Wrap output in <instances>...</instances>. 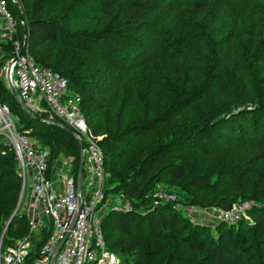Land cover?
I'll list each match as a JSON object with an SVG mask.
<instances>
[{"label":"trees","instance_id":"obj_1","mask_svg":"<svg viewBox=\"0 0 264 264\" xmlns=\"http://www.w3.org/2000/svg\"><path fill=\"white\" fill-rule=\"evenodd\" d=\"M59 1H24L28 48L39 64L64 76L68 89L81 97L86 122L104 152L106 197L122 194L130 204L126 210H109L104 214L102 228L108 247L125 256L123 264H264V172H257L258 163L264 160V150L227 159L213 142L215 136V140H223L220 132L225 130L231 141L239 139L247 141V148L264 149V0H134L122 14L118 12L119 0H79L100 5V11L109 20L101 29H66L58 20L41 16L46 4ZM224 28L227 34L221 33ZM146 32L147 41L151 39L149 43L153 45L151 50H145L150 45L138 36ZM168 38L172 49H160L159 45H165ZM230 38L243 42L239 45V57L227 60V51L233 47ZM46 43L52 46L41 49ZM54 46L62 47L61 51L52 50ZM210 47L211 55L200 60L197 54ZM4 48L0 70L11 56L9 48ZM78 50L94 53L95 61L104 63V72L96 62L85 64L84 70L85 66L77 62ZM143 53L153 62L147 66L150 77L141 79L138 87L159 90L162 95L146 106L141 115L126 121L117 114V90L108 88L107 103L96 98L105 93V73L132 70ZM185 57L191 58L194 69H185ZM160 61L166 63L163 70L157 64ZM193 70L199 73L197 79L187 75ZM0 101L9 106L19 130L39 139L49 149L50 162L60 156L70 157L77 174L79 145L73 135L62 126L31 118L14 99L1 75ZM195 103L203 106L193 112L192 123L169 119L173 114L188 111ZM114 114L117 116L113 119ZM39 116L64 124L49 112ZM161 123H166L162 131L158 130ZM129 135L134 139L150 135L155 138L128 150L130 143L119 153L122 139L127 141ZM3 141L0 134V228L8 219L10 225L18 226L16 237L2 238L1 248L5 250L28 235L29 219L20 210L13 214L21 178L15 151L7 144L4 146ZM187 141L208 156L206 170L205 164L184 150ZM175 151L178 156L170 162ZM119 157L124 159L120 168ZM160 173L171 177L169 184L181 180L204 193L216 191L225 177L232 185H226L231 193L221 196L214 206L228 208L236 202L250 201V220L219 221L214 227L216 235L212 234L209 226L194 223L179 212L180 204L213 206L201 198L155 202ZM111 233L120 235L111 239ZM29 237L32 246L24 264H33L47 234L40 239Z\"/></svg>","mask_w":264,"mask_h":264},{"label":"built area","instance_id":"obj_2","mask_svg":"<svg viewBox=\"0 0 264 264\" xmlns=\"http://www.w3.org/2000/svg\"><path fill=\"white\" fill-rule=\"evenodd\" d=\"M26 22L22 0H0V58L4 56V47L11 54L3 73L10 64V80L30 112L36 115L49 112L78 134L84 146L82 178L77 191L72 158L60 156L50 162L49 149L39 139L19 130L9 106L0 101V134L5 144L15 151L21 178L19 206L27 180L30 189L26 207L21 209L28 216L29 233L5 250L0 243V264H24L32 246L29 236L40 239L45 232L46 240L33 264H50L61 240L54 264H121L117 253L108 247L102 228V218L111 204L106 197L103 149L86 122L81 97L68 89L64 76L39 64L30 53ZM5 83L9 88L6 74ZM63 165L68 174H61ZM154 197L157 203L176 200L174 192L161 188ZM250 206V201L236 202L228 208H218L216 217L219 221L236 223L241 218H249ZM185 208L188 216L201 213L193 205Z\"/></svg>","mask_w":264,"mask_h":264},{"label":"rangeland","instance_id":"obj_3","mask_svg":"<svg viewBox=\"0 0 264 264\" xmlns=\"http://www.w3.org/2000/svg\"><path fill=\"white\" fill-rule=\"evenodd\" d=\"M25 0L22 1V3L25 4L24 2ZM79 0H60L59 2L56 3H50V4H46L44 9L41 12V16H45L46 18H53L58 20L59 22L62 23L63 28L66 29H77V28H95V29H101L104 28L109 20L102 14V12L100 11V5L97 2H93L92 4H86L85 2H78ZM134 0H119V8H118V12L120 14H122L129 6L131 3H133ZM118 14V16L120 15ZM221 33H226L227 34V28H224ZM231 33V32H230ZM139 38L144 40L146 42V44L150 45V40L147 41V32L146 33H139L138 34ZM241 37H243V34L241 35ZM242 39H240L239 41L236 39H231L229 40V44H232L233 47L227 51L229 52L228 55L226 56L227 60H229V58L231 57H236L238 56V54L241 51V48L239 49V45H241ZM223 43H226V40H223ZM48 44V45H47ZM165 45H159V48L162 50H169L172 49V43L171 41L168 39H166V41H164ZM52 46L51 43H46L44 46L41 47V49H45L47 47ZM126 48H130L132 50L135 49L137 50L138 48L132 47L131 45H125ZM153 45H150V47H147L145 50H151L150 48H152ZM62 47L59 46H54L51 47L52 50H55L57 52L61 51ZM145 47H143L142 49H144ZM213 48L210 47V50L207 48H204L201 52H199L197 54L198 58L200 60H202L203 58H207L209 57V55H211V50ZM38 50V49H37ZM40 51V50H39ZM139 51V49L137 50ZM136 51V52H137ZM223 52H226V50H224ZM226 52V53H227ZM76 53L78 54V61L81 63V66H85L84 70H86V65L85 64H90L93 62H96V66L98 69L102 70V72H104V70L106 69L105 65L103 62H97L95 61L94 58V53L89 54L87 52L84 51H76ZM187 55V54H184ZM141 60L138 59L135 62L136 66L127 72H119V71H110L109 69H107V73L110 74L107 75L106 73L104 74V85L102 86V88L104 89V95H99L96 100H100V101H104V103H107L106 101L110 100V93L108 92V88L111 87L112 90H117L118 91V95H117V105H118V116H120L123 119L130 120L131 118L134 117H138L139 115H141V113L144 111V109L146 108V106H148L149 104L155 102V99H157L158 97H160L162 95V93L159 90H140L139 89V85L138 82L141 79L148 78L150 77L149 74V70H147V66L149 65V63L153 62L151 60H149L148 57H146V54H141ZM239 57V56H238ZM143 58V59H142ZM8 60H6L7 62ZM6 62L4 64H6ZM191 62V64H190ZM207 63V62H206ZM213 63V62H212ZM158 66H160L163 70V68L165 67L166 63L164 61H160V63H158ZM247 66V65H246ZM4 67V65H3ZM3 67L0 70V75L1 78L4 80L5 82V69H4V73H3ZM191 67L194 69V65L192 64V60L190 57H185V69L190 71ZM167 69V68H166ZM196 69V68H195ZM197 74L198 71H194L193 72H189L187 75L191 77V79H197ZM107 76V77H106ZM199 78V76H198ZM16 77L14 76V81H15ZM119 83V86H117L116 84ZM152 88V87H151ZM149 89V88H148ZM119 97V98H118ZM217 100V99H215ZM146 101V102H145ZM38 105V102H35ZM7 104V103H6ZM146 104V105H145ZM203 103H195L192 105V107H190L191 109H189L188 111H184L181 112L180 115H175L173 114L172 116H169V119H172L173 121H180V122H185V123H192V119H193V112H196V108L197 107H202ZM140 112V114H138ZM117 115L114 114L113 115V119L116 117ZM168 119V120H169ZM167 120V121H168ZM165 124L166 123H161L159 125L158 130L162 131L165 128ZM122 127H124V125H122ZM225 133H221L224 138L223 140H215L217 139V136L214 137L213 142L215 144H217V147H220V150L222 152V156L223 158H241L244 156V153L247 152L248 154H251L252 152L258 153L260 151H263L264 149H262L263 147L259 146L256 148H247L244 144L247 143V141H243V140H239V139H233V141L230 140V136L229 133H226L227 131L223 130ZM155 138L154 136H148V137H139L137 136V138L134 139V137L132 135H129V138L127 139V141L125 139H122V142H124L123 144H121L120 147H118L117 151L120 153L124 148L128 147V144L131 143V145L129 146L130 150L131 148L137 146L138 144L142 145L145 144L147 142L152 141ZM134 139V140H133ZM219 139V138H218ZM4 142V146H6L5 141ZM192 142L187 141L184 144V150L188 151V154L192 155L194 158L199 159L203 165L205 164V167L203 170L207 169V166L209 165L210 161L208 156H206V154L202 151H200L199 148H195L193 147ZM248 144V143H247ZM195 145V144H194ZM8 146V145H7ZM209 147V146H208ZM179 151V150H178ZM1 154H4L3 152ZM178 152L175 151L173 152V154L170 157V162H174L177 158ZM250 156V155H249ZM17 160V159H16ZM167 161V162H169ZM124 162V159H121V157H119L118 159V166L120 168V166L122 165V163ZM258 171H263L264 172V160L260 161L257 165V172ZM61 174H68L67 171V167L65 165L62 166L61 168ZM251 175V174H250ZM255 174L253 175L252 179H254ZM157 183L156 186L157 188L159 187V189L161 188V184L164 185V188H161L163 190L166 189H173L176 191H173L176 194V199L178 200L179 198H194V197H198L201 198L204 202L209 203L210 207H200V212L197 215H189L188 218L194 222V223H201V224H205L207 226H209L210 232L214 235H216V229L214 228L219 220L216 217V212L218 207L214 206V204L216 205V203L218 202V200L221 199V196L225 195L226 193H231L232 189H227L226 185L229 184L230 187L232 186L229 182L230 180H227L225 177H223L220 180V187L216 190L213 191L211 193H204L203 191H199L196 190L192 185L181 181V180H174L173 184H169L171 177L167 174V173H160L157 177ZM161 182V183H160ZM167 191V190H166ZM21 192V191H20ZM207 192V191H205ZM30 193V189H29V181H26V186H25V190L23 193V198H22V203H21V207L18 205L15 213L18 212V210H20V212L22 211L21 209H23L24 207H26V203L25 200L28 197ZM228 194V195H229ZM21 196V193H19V197ZM109 200L111 201L110 204V209L109 210H114L112 208V206H118V207H123V206H130L129 202L126 201L123 198L122 194H109L108 196ZM20 203V202H19ZM264 203V201H263ZM18 204V203H17ZM17 206V205H16ZM16 208V207H15ZM14 208V209H15ZM178 208L181 210L179 211L181 214H184L187 216V210L185 208V206L183 207L181 204L178 205ZM246 220H250L249 218H245ZM9 219L7 220L6 224L4 226H2L0 228V243L3 241L2 238L5 237H16L17 235V228L18 226L15 224H11L9 223ZM10 225V231L8 229V226ZM24 225V224H22ZM20 227V225H19ZM246 228V227H243ZM143 233V231H142ZM112 234H114V236H112ZM117 235H115V233H111L110 238L111 239H115L117 236H119V233H116ZM20 239V238H19ZM3 246V244H2ZM8 247V246H7ZM172 249V248H170ZM169 251V249L167 250ZM119 260H121V264H123L124 262V258L125 256L122 254H118Z\"/></svg>","mask_w":264,"mask_h":264},{"label":"water","instance_id":"obj_4","mask_svg":"<svg viewBox=\"0 0 264 264\" xmlns=\"http://www.w3.org/2000/svg\"><path fill=\"white\" fill-rule=\"evenodd\" d=\"M6 77H7V84L10 88V91L14 97V99L18 102L19 106L33 119H36L38 121H41V122H44V123H48V124H51V125H57V126H62L64 128H66L72 135L73 137L76 139V141L78 142V145H79V165H78V168H77V175H76V190L78 191L79 188H80V184H81V178H82V167H83V144H82V140L78 137V134L71 128H69L68 126L60 123V122H57V121H54V120H51L49 118H44V117H41L39 115H36L32 112H30L26 106L22 103V101L20 100L15 88H14V85L13 83L11 82L10 80V64L7 66V71H6ZM20 198L21 196L19 197V200H18V204L13 212V214L15 213L18 205H19V202H20ZM10 221V220H9ZM62 242L63 240H61L59 242V244L55 247L53 253H52V256H51V259H50V264H54V261H55V258H56V254L60 248V246L62 245Z\"/></svg>","mask_w":264,"mask_h":264}]
</instances>
